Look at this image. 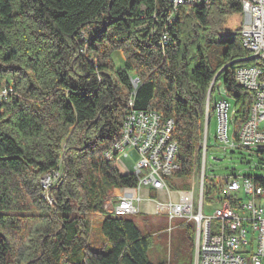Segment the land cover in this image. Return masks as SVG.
Masks as SVG:
<instances>
[{
    "label": "trees",
    "instance_id": "obj_1",
    "mask_svg": "<svg viewBox=\"0 0 264 264\" xmlns=\"http://www.w3.org/2000/svg\"><path fill=\"white\" fill-rule=\"evenodd\" d=\"M171 10L168 0H0V88L13 90L0 100V264H154V234L105 205L112 189L138 184L104 156L122 136L129 100L134 110L173 119L181 165L173 177L180 180L199 169L213 80L209 104L219 82L233 100L234 139L254 102L235 81L236 70L253 61L243 23L228 24L242 14L240 1L180 6L168 25ZM235 150L246 151L227 153ZM246 152L259 159L258 173L248 176H260L264 150ZM56 171L45 189L42 177ZM205 181L203 202H218L211 195L218 183L209 181L205 194ZM93 215L103 217L99 249L88 245ZM178 226L186 264H194V223Z\"/></svg>",
    "mask_w": 264,
    "mask_h": 264
},
{
    "label": "built area",
    "instance_id": "obj_2",
    "mask_svg": "<svg viewBox=\"0 0 264 264\" xmlns=\"http://www.w3.org/2000/svg\"><path fill=\"white\" fill-rule=\"evenodd\" d=\"M210 1L213 0H168L172 9L168 25L174 22L180 6ZM239 1L244 15L241 29L243 46L250 52L249 59H264V0ZM161 39L163 45L169 42L166 31ZM235 81L254 93V102L235 139L232 132V141L228 133L230 104L226 100H220L214 105L219 120L216 138L218 149L224 154L233 148L257 154L264 150V65L238 68ZM137 83L136 79L132 81L134 88ZM12 92V88L4 87L0 100L7 98ZM128 105L122 136L104 152V156L113 161L121 175H127L129 173L120 167L118 159L128 157L127 148L134 150L138 160L133 167V175L136 176L138 184L135 189H123L130 194L114 196L112 191L108 192L106 209L115 216L139 213L136 202L139 203L137 190L141 188L166 189L170 194L171 189L166 180L181 168L177 160L178 145L171 138L173 119L162 120L154 111L134 110L133 99L129 100ZM208 117L209 104L206 108L205 132L201 144L197 192H176L179 198H169L166 215L171 221L184 218L194 223V264H264V171L256 177L240 174L220 176L214 182L218 183L219 188L216 194L219 199L217 206L211 215L203 214ZM45 178H52V173Z\"/></svg>",
    "mask_w": 264,
    "mask_h": 264
},
{
    "label": "rangeland",
    "instance_id": "obj_3",
    "mask_svg": "<svg viewBox=\"0 0 264 264\" xmlns=\"http://www.w3.org/2000/svg\"><path fill=\"white\" fill-rule=\"evenodd\" d=\"M244 22V15L235 13L230 16L228 20V24L230 28H236L240 26V23ZM113 61L117 69H122L124 65V59L120 52H115L113 54ZM257 65L263 66L264 59L259 58L251 61L247 64V66ZM213 92V97L211 99V103L209 104V108L211 106L210 112V121L207 127V153H206V181H205V194L209 189V181L216 182L220 176L237 173L242 176L246 175H254L258 173L254 169V167L258 164L259 159L256 157H249V153L246 151H237L235 150L234 154L222 153L220 149H218V127L219 120L216 110L214 109V105L220 100H226L230 104L229 113H228V133L230 140L232 141V132H233V100L224 92L221 83L219 82ZM4 86L0 88V93H3ZM128 157H122L118 159V163L123 170L127 171L129 174H133V167L138 160L137 153L127 148ZM220 150V151H219ZM48 175V174H47ZM47 175L43 176L41 179V184L44 187L52 186L56 180L58 179L60 172L57 171L52 174V178H45ZM199 172L198 170L195 174L185 180H180L175 177H169L171 183H173L176 187L175 191H191L193 190L195 193L197 192V188L199 185ZM187 184V190L183 185ZM219 189V188H218ZM114 196H120L124 194H130L124 191L117 193V190H111ZM174 193L172 197L173 200H178V193ZM109 195V193H108ZM107 195V197H108ZM214 197H217L215 194H211ZM167 197V196H166ZM165 197V198H166ZM212 197V196H211ZM216 199V198H215ZM264 202V199H263ZM138 202L136 205L138 206ZM217 206V201L213 200L211 204L207 202L205 199L203 214L211 215L213 210ZM141 208V205H140ZM132 220L135 222L137 227L143 234L151 232L154 234V241L152 248L149 250L148 256L152 263L156 264L159 262L167 261L170 264H186L187 263V253L184 250V233L185 228L183 226H177L176 223L178 221H186L184 218H175L172 221L167 217L164 218L162 215H150L144 214L143 211H139V213L132 214L130 216ZM103 217L101 215H93L90 217L91 229L89 232L88 245L92 249H99L104 246V241L100 234V223ZM108 245L106 248L108 249Z\"/></svg>",
    "mask_w": 264,
    "mask_h": 264
},
{
    "label": "crops",
    "instance_id": "obj_4",
    "mask_svg": "<svg viewBox=\"0 0 264 264\" xmlns=\"http://www.w3.org/2000/svg\"><path fill=\"white\" fill-rule=\"evenodd\" d=\"M175 192V190L171 189V193L169 194L166 189L154 190L148 188H141L137 190V196L139 197L138 207L141 211H143L144 214L162 215L164 218L167 219L166 212L168 201L169 198L172 197ZM177 226L178 222L176 223V227Z\"/></svg>",
    "mask_w": 264,
    "mask_h": 264
},
{
    "label": "water",
    "instance_id": "obj_5",
    "mask_svg": "<svg viewBox=\"0 0 264 264\" xmlns=\"http://www.w3.org/2000/svg\"><path fill=\"white\" fill-rule=\"evenodd\" d=\"M213 84H214V80H213V82L211 83V86H210V88H209L206 108H207V106H208V104H209V97H210V94H211V90H212V86H213Z\"/></svg>",
    "mask_w": 264,
    "mask_h": 264
}]
</instances>
